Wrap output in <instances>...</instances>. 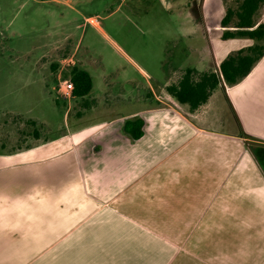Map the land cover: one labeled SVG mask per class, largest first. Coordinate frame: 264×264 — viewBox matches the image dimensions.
<instances>
[{
  "label": "crops",
  "instance_id": "crops-1",
  "mask_svg": "<svg viewBox=\"0 0 264 264\" xmlns=\"http://www.w3.org/2000/svg\"><path fill=\"white\" fill-rule=\"evenodd\" d=\"M164 1L187 20V3ZM201 1L219 15L209 57L169 55L154 74L133 62L146 88L118 98L117 119L102 107L82 120L98 108L90 93L62 136L0 153V264H264V56L227 85L220 64L255 42L222 39L223 0ZM49 2L71 7L37 0ZM96 18L85 23L105 34ZM188 70L219 77L194 110L167 91ZM137 119L135 139L124 128Z\"/></svg>",
  "mask_w": 264,
  "mask_h": 264
},
{
  "label": "rangeland",
  "instance_id": "rangeland-1",
  "mask_svg": "<svg viewBox=\"0 0 264 264\" xmlns=\"http://www.w3.org/2000/svg\"><path fill=\"white\" fill-rule=\"evenodd\" d=\"M183 1L187 20L164 0H127L121 6L120 0H71V7L0 0V153L18 152L72 128L85 99L74 102L57 91L78 61L94 78L90 96L100 101L108 93L110 103L95 99L98 114L87 110L80 117L93 121L103 117L102 107H110L105 118L117 119L118 98L137 97L135 85L137 93L146 88L137 66L154 74L169 55L189 62L209 57L211 35L218 39L221 33L213 26L219 15H203L201 0ZM223 6L237 10L239 0H224ZM87 17H97L105 34L85 23Z\"/></svg>",
  "mask_w": 264,
  "mask_h": 264
},
{
  "label": "trees",
  "instance_id": "trees-1",
  "mask_svg": "<svg viewBox=\"0 0 264 264\" xmlns=\"http://www.w3.org/2000/svg\"><path fill=\"white\" fill-rule=\"evenodd\" d=\"M263 9L264 0H239L237 10L226 9L221 21L224 29L222 39L244 38L255 42L253 46L231 53L220 64L219 76L229 86H234L247 77L264 56ZM57 68L58 65H54V69ZM193 74V70H188L183 79L178 84L169 86L167 91L178 102L189 104L194 110L207 102L212 91L219 86V77L216 73H205L199 81H195L192 79ZM68 77L74 85L75 98L84 99L89 96L93 89V78L88 71L75 65L65 79ZM141 128L142 122L137 119L128 121L124 131L138 139L143 134Z\"/></svg>",
  "mask_w": 264,
  "mask_h": 264
},
{
  "label": "built area",
  "instance_id": "built-area-1",
  "mask_svg": "<svg viewBox=\"0 0 264 264\" xmlns=\"http://www.w3.org/2000/svg\"><path fill=\"white\" fill-rule=\"evenodd\" d=\"M58 94L61 98H73L74 85L69 79H63L58 85Z\"/></svg>",
  "mask_w": 264,
  "mask_h": 264
}]
</instances>
